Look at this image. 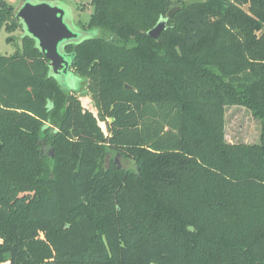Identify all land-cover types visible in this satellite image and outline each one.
<instances>
[{
	"label": "trees",
	"instance_id": "1",
	"mask_svg": "<svg viewBox=\"0 0 264 264\" xmlns=\"http://www.w3.org/2000/svg\"><path fill=\"white\" fill-rule=\"evenodd\" d=\"M185 1L90 0L79 91L0 0V264H264V0ZM234 105L258 143L226 140Z\"/></svg>",
	"mask_w": 264,
	"mask_h": 264
},
{
	"label": "water",
	"instance_id": "2",
	"mask_svg": "<svg viewBox=\"0 0 264 264\" xmlns=\"http://www.w3.org/2000/svg\"><path fill=\"white\" fill-rule=\"evenodd\" d=\"M204 1L186 0L185 5L190 6ZM182 8V5L172 7L167 13V18L161 19L149 30L148 34L153 38H158L161 32L167 28L169 18ZM16 17L20 19L23 25L24 35H29L35 39L36 47L49 60L50 71L53 76H65L71 71L74 54L67 52L66 46L80 43L93 37L96 33L93 30H85L74 23L71 11L61 3L53 1L26 0L18 9ZM60 83L65 87L62 82ZM82 84L78 89L79 91ZM126 87L131 86L126 84ZM51 153L53 155L52 149Z\"/></svg>",
	"mask_w": 264,
	"mask_h": 264
},
{
	"label": "rangeland",
	"instance_id": "3",
	"mask_svg": "<svg viewBox=\"0 0 264 264\" xmlns=\"http://www.w3.org/2000/svg\"><path fill=\"white\" fill-rule=\"evenodd\" d=\"M15 11L23 5L26 0H6ZM55 3H61L67 7L71 13L74 23H87L93 12V5L90 0H48ZM23 30L17 27L11 32H7L5 28L0 29V54H13L16 51L24 49V41L22 38ZM9 39V40H8ZM65 88L70 90H78L83 80L75 75L72 71L65 76L55 75ZM81 94V93H80ZM82 102L85 110L97 113L92 98L88 95L82 96ZM100 126L106 129L104 121H100ZM261 121L256 118L252 112L244 106L234 105L226 107V140L231 143H247L254 144L260 141ZM51 150L50 145L46 147V153ZM114 157V155H112ZM120 164L131 166L132 162L122 157L115 156Z\"/></svg>",
	"mask_w": 264,
	"mask_h": 264
}]
</instances>
